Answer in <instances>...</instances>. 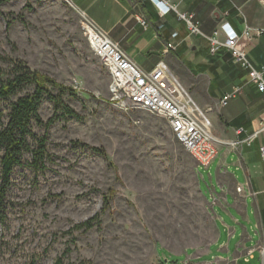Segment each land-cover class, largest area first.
<instances>
[{"label": "rangeland", "instance_id": "1", "mask_svg": "<svg viewBox=\"0 0 264 264\" xmlns=\"http://www.w3.org/2000/svg\"><path fill=\"white\" fill-rule=\"evenodd\" d=\"M82 24L70 0L0 5V54L73 88L75 95L62 100L80 116L63 115L51 100H41V119H55L46 130L33 123L32 131L47 132L48 161L35 171L26 153L11 174L0 264H54L60 257L63 264H182L192 245L211 236L196 190V162L164 118L112 100L109 74ZM0 69L6 78L8 62L0 60ZM30 91L25 87L3 101L4 112ZM197 172L207 178L209 170ZM91 218L98 221L92 229H72ZM163 247L173 252L167 254L172 261H165Z\"/></svg>", "mask_w": 264, "mask_h": 264}, {"label": "crops", "instance_id": "2", "mask_svg": "<svg viewBox=\"0 0 264 264\" xmlns=\"http://www.w3.org/2000/svg\"><path fill=\"white\" fill-rule=\"evenodd\" d=\"M93 20L143 70L163 61L195 102L208 110L213 134L225 142L242 141L258 126L264 114V95L249 82L246 70L220 46L210 52V36L227 24L239 36L244 51L258 70L264 68V0H169L177 11L193 13L201 34H191L177 13L161 15L146 0H70ZM148 22L144 29L137 18ZM245 30L248 35H245ZM218 37L224 39L219 30ZM170 44L171 48L167 49ZM240 87L225 106L222 96ZM259 134L249 145H220L216 158L205 168L195 167L196 190L207 213L211 236L191 246L182 264H261L264 246V160ZM242 186L241 192L236 187ZM162 249L165 261H172ZM180 254V253H177ZM264 264V263H263Z\"/></svg>", "mask_w": 264, "mask_h": 264}, {"label": "built area", "instance_id": "3", "mask_svg": "<svg viewBox=\"0 0 264 264\" xmlns=\"http://www.w3.org/2000/svg\"><path fill=\"white\" fill-rule=\"evenodd\" d=\"M146 1H150L161 15L170 11L176 12L191 34L202 35L199 22L193 13L177 11L176 6L170 4L169 0ZM137 21L144 29L148 28L149 22L143 16H139ZM82 27L90 49L109 74L108 89L112 100L118 102L121 107L142 109L164 118L170 132L190 153L197 167L206 168L216 158L219 146L222 144L230 147H237L240 143L249 145L259 134L264 135V114H262L255 131L242 141L225 142L218 139L213 134L207 112L198 106L163 61L158 62L152 70L145 71L109 37L106 31L84 14ZM219 30L224 33L223 40L218 37ZM219 30L214 31L210 36H205L209 42L210 52L214 53L220 46L226 47L234 61L246 70L249 82L264 95V68L261 70L255 68L247 54L237 48L239 36L233 29L223 23L220 24ZM261 32L264 33V30ZM244 34L248 35V31L245 30ZM169 48H171L170 44L167 45V49ZM240 92V87H233L219 100V106H225ZM260 153L264 160V145L260 147ZM242 190V186L236 187V192ZM259 251L263 264L264 246H260Z\"/></svg>", "mask_w": 264, "mask_h": 264}, {"label": "trees", "instance_id": "4", "mask_svg": "<svg viewBox=\"0 0 264 264\" xmlns=\"http://www.w3.org/2000/svg\"><path fill=\"white\" fill-rule=\"evenodd\" d=\"M8 0H0V5ZM0 60L8 62L9 70L6 78H1L0 69V222L6 217L7 193L11 185V174L15 167L20 166L24 154L30 155L29 165L36 171L46 169L48 161L47 132L36 135L32 131V124L44 126L45 130L54 122V116L43 121L38 109L41 100L46 97L51 100L55 108H59L63 115L80 119V116L62 100L67 93L74 96L73 88L63 85L53 78L32 70L29 65L19 59L9 58L0 54ZM31 87V91L17 96L8 103L4 112L2 102L15 96L25 87ZM55 90L56 93L52 91ZM96 153L104 152L96 147H91ZM104 206L107 207L108 198L103 196ZM96 218H91L72 226L73 230L86 232L98 225ZM67 252H64L65 255ZM63 258L56 259L54 264H63Z\"/></svg>", "mask_w": 264, "mask_h": 264}]
</instances>
